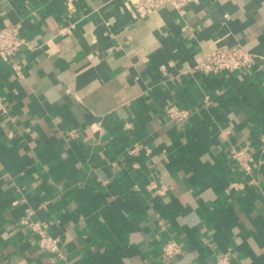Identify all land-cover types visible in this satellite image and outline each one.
Instances as JSON below:
<instances>
[{
	"label": "crops",
	"instance_id": "0c3cea01",
	"mask_svg": "<svg viewBox=\"0 0 264 264\" xmlns=\"http://www.w3.org/2000/svg\"><path fill=\"white\" fill-rule=\"evenodd\" d=\"M75 4L0 0V27L20 23L33 45L15 56L22 75L0 57V264H264V0L144 18L126 0ZM237 43L261 56L252 70L195 69ZM237 144L254 152L251 175ZM171 238L183 252L164 259Z\"/></svg>",
	"mask_w": 264,
	"mask_h": 264
},
{
	"label": "built area",
	"instance_id": "2783aa9c",
	"mask_svg": "<svg viewBox=\"0 0 264 264\" xmlns=\"http://www.w3.org/2000/svg\"><path fill=\"white\" fill-rule=\"evenodd\" d=\"M199 0H126L132 12L139 18H144L154 11L171 6L179 14H185L189 6ZM75 0H67V9L75 10ZM75 27L74 24L61 27L60 34H64ZM31 41L22 34L20 23L10 24L0 27V57L13 65L15 73L22 75L23 65L15 59L16 54L25 48H32ZM261 57L248 49L245 45L237 44H219L215 48L205 51L204 59L199 62L195 69L207 74H219L224 71H249L258 63ZM167 115L171 119L186 120L189 110L180 108L176 105H170L166 109ZM70 136L78 134L77 128L69 131ZM230 157L244 172L245 175H251L255 165V155L249 145L237 144L232 146ZM251 182H255L252 179ZM155 187V186H154ZM162 190V188L160 189ZM20 222L31 230L37 237V243L41 250L56 255L59 259H65V254L60 245V239L49 232V223L46 220H33L30 214L21 217ZM183 252L182 244L171 238L162 248L164 259H171ZM216 264H232L230 254H222L217 258Z\"/></svg>",
	"mask_w": 264,
	"mask_h": 264
}]
</instances>
